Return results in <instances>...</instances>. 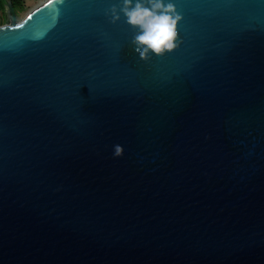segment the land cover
<instances>
[{
  "label": "water",
  "instance_id": "1",
  "mask_svg": "<svg viewBox=\"0 0 264 264\" xmlns=\"http://www.w3.org/2000/svg\"><path fill=\"white\" fill-rule=\"evenodd\" d=\"M2 2L0 264H264V0L147 62L119 0Z\"/></svg>",
  "mask_w": 264,
  "mask_h": 264
},
{
  "label": "clouds",
  "instance_id": "2",
  "mask_svg": "<svg viewBox=\"0 0 264 264\" xmlns=\"http://www.w3.org/2000/svg\"><path fill=\"white\" fill-rule=\"evenodd\" d=\"M125 17L126 23L135 30L131 40L141 60L147 62L153 55L159 57L179 46L178 24L183 16L172 0H119L105 11L110 23ZM122 149L115 148L120 156Z\"/></svg>",
  "mask_w": 264,
  "mask_h": 264
},
{
  "label": "rangeland",
  "instance_id": "3",
  "mask_svg": "<svg viewBox=\"0 0 264 264\" xmlns=\"http://www.w3.org/2000/svg\"><path fill=\"white\" fill-rule=\"evenodd\" d=\"M41 1L43 0H23V5L24 8L22 10L19 11V13H17L20 17H23L30 9H32L33 7H35L37 4H39ZM0 16L1 17H5L6 12L4 10V4L2 2V4L0 3Z\"/></svg>",
  "mask_w": 264,
  "mask_h": 264
},
{
  "label": "trees",
  "instance_id": "4",
  "mask_svg": "<svg viewBox=\"0 0 264 264\" xmlns=\"http://www.w3.org/2000/svg\"><path fill=\"white\" fill-rule=\"evenodd\" d=\"M12 3V6L14 8V10L16 11V13H19L20 10H22L24 8L23 5V0H10ZM0 3L2 4V0H0ZM2 10V9H0ZM3 20V17L0 16V21Z\"/></svg>",
  "mask_w": 264,
  "mask_h": 264
}]
</instances>
